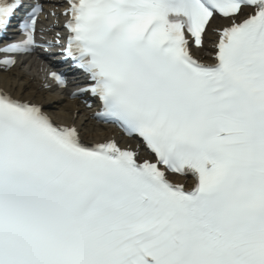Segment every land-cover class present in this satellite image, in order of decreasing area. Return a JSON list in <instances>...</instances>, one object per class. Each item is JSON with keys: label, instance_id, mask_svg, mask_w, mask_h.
Returning a JSON list of instances; mask_svg holds the SVG:
<instances>
[{"label": "snow or ice", "instance_id": "1", "mask_svg": "<svg viewBox=\"0 0 264 264\" xmlns=\"http://www.w3.org/2000/svg\"><path fill=\"white\" fill-rule=\"evenodd\" d=\"M38 50L139 143L0 88V264H264V0H0V70Z\"/></svg>", "mask_w": 264, "mask_h": 264}, {"label": "bare ground", "instance_id": "2", "mask_svg": "<svg viewBox=\"0 0 264 264\" xmlns=\"http://www.w3.org/2000/svg\"><path fill=\"white\" fill-rule=\"evenodd\" d=\"M209 45V44H208ZM201 52V55H209L211 52L209 46ZM59 58H46L37 55L32 58L21 57L19 63L11 72H0V87L11 91L13 95L19 96L22 99H32L37 102H43L46 110L49 111L53 118L58 122L71 123L73 120L78 126L83 125L88 131L86 141L92 143L94 141L103 140L105 138H112L113 134H117V129L113 125L99 124L91 118V113L95 108L89 109L78 100L67 99V92L62 90L47 91L41 88L42 75L40 67L42 61L45 64L52 66H59ZM76 75L75 73H71ZM53 105L48 107V105ZM78 109L79 115H75ZM125 145L134 144L130 139H123ZM185 179L177 178V182H183ZM192 183V182H191Z\"/></svg>", "mask_w": 264, "mask_h": 264}]
</instances>
